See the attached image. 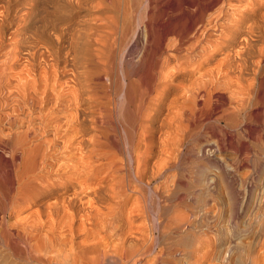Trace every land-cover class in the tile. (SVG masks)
<instances>
[{
  "label": "bare ground",
  "instance_id": "bare-ground-1",
  "mask_svg": "<svg viewBox=\"0 0 264 264\" xmlns=\"http://www.w3.org/2000/svg\"><path fill=\"white\" fill-rule=\"evenodd\" d=\"M141 1L136 30L146 38L128 70L129 50L110 65L115 54L111 50L109 58L108 45L91 42L92 33L106 26V11L117 9V0H0V99H6L0 100V186L10 193L0 204V244L16 264L122 263L115 252L129 243L153 252L151 231L133 235L128 225L124 229L114 221L134 195L131 208L148 220L143 221L146 230L169 226V206L167 219H159L164 215L160 200L156 210L147 207L148 216L143 214L146 199L153 206L151 199L161 195L162 184H152L165 177L173 146L186 131L205 117L208 122L222 116L216 105L212 113L202 112L223 78L221 70L226 75L244 68L252 46L264 45V0ZM253 89L264 91V84ZM110 104L124 111L123 125L131 128L127 132L121 126L122 141L110 131ZM216 140L227 150L234 142L226 132ZM216 146L211 151L217 152ZM143 189L144 207L138 196Z\"/></svg>",
  "mask_w": 264,
  "mask_h": 264
},
{
  "label": "rangeland",
  "instance_id": "rangeland-1",
  "mask_svg": "<svg viewBox=\"0 0 264 264\" xmlns=\"http://www.w3.org/2000/svg\"><path fill=\"white\" fill-rule=\"evenodd\" d=\"M117 2V9L119 12L117 9L114 11L112 9V11L109 10V14L106 11L108 19L111 16L112 19L110 18V20H113V22L110 21L109 23L108 19V21L105 20L106 26H104L108 28L104 27L102 29L103 32L102 30L100 32H93L92 35L94 37H91V42L95 45H108L107 48L109 49V58L115 54L114 57L110 59L111 61H109L110 65H112L113 62L116 64L121 52L124 50H129V54L125 59L130 58V60L127 59L126 61L128 62L127 64H129L126 66V68L128 67V70H130V62H135L137 58L135 54H139V49L141 48L140 46L144 45V38H146L144 37V31L136 30L137 21H140V17L142 15V8L140 5V3L142 4V1L120 0L119 2L117 0ZM80 17L82 19H84V17L85 19H89L92 16L80 15ZM80 17L79 19H81ZM135 32L139 34H136V38L133 36ZM96 33L98 36L100 35L99 38ZM93 38L97 40L99 39L101 42L99 41L97 43V41H95ZM167 39L168 42L172 43L171 41L174 40V37L169 36ZM252 47L253 48L251 49L253 51L251 49V51H248V57H243V60L246 58L248 59L244 63L246 67H244L245 70L243 66V71L242 68L239 69L236 67V70L239 69L238 71L242 72L241 75H239L240 72L237 74L236 70L234 71L236 74H233L234 72H228L225 75L223 74L225 73V71L223 72L225 69L221 70L222 73L220 72V74L223 76V78L220 77L218 82L219 84L217 85L218 87L213 89L212 93L210 94L212 96L209 95L211 99H206L209 100L208 104H210V106H208V110L206 108L208 104L206 101L204 102L206 103V106L204 104L202 112L205 113V111H207L208 113H205L207 115L210 114L209 112H213L211 110L215 105L216 107L220 108L219 110H221L223 113H220L222 116L219 118V120L213 121V119L209 118L208 120L210 121L207 122V119H205L206 117L201 119V124L197 127L195 126L196 129L194 127L189 129H195L194 131L191 130L188 133L189 136H187L188 134L186 135V133L189 131L188 130L173 146L175 149H172L171 151L172 158L170 156V164H172L169 165V169L164 174V176L167 177L166 179H170L166 181V179H164L165 177H162V181H159L161 180L160 178L158 179L157 183L152 184L156 185L159 183V186L162 184L160 187L161 189L159 188L160 192L158 196L160 193L161 195L158 198L151 199V204L153 206L149 205L150 201L148 198L146 199L148 195L144 189L139 192L140 195L138 194V196H140V198L138 197L140 201L144 199L142 201L144 204L143 206L141 204V206L144 207L148 204L146 207H144V211L147 209L145 213L143 211V214H145L146 217L149 214V208L147 207H151V209L153 207L156 210L157 205L154 204H156L155 202H157V200H160L157 202V204L160 205L161 208L163 207L162 211H160L161 215L164 210H168V208L170 209L168 210L170 217V223L168 222L169 228L164 226L165 228L163 227L161 231V226L159 227L158 225L159 230L156 229L157 231L152 229L149 231L146 230L148 225L144 222H147L148 220H143V222L142 219L136 215L137 210L135 208H131L132 203L130 200L133 202L134 199L132 200V197H134V195L130 196L129 200L122 208V218L116 220L117 222L114 221L113 223L114 225L115 223H118L124 229L128 225V232L130 231V233H133V235L137 234L138 230L147 231V234L151 231V236L153 237L149 240H156H154L155 244L154 241L152 243L151 241L149 242L154 249V251L151 252L152 254H147V251L142 250L143 248L140 251V248H138L139 245H133L129 243V246H127L126 250L122 251L124 255H122V252L120 253L119 250L117 251L118 255L117 252H115L117 259H119V261L122 260V263H118V260H115V262L113 261V263L111 259L105 260L104 264H264V103H262L264 101L261 102V100H264V97H262L264 96V91L261 90L255 92L256 90L253 89L257 88L259 82L262 83V85L264 84V45H253ZM259 49L261 50L258 51ZM110 52L112 55H110ZM221 54L225 53H219L213 60L217 59V57L223 56ZM212 61L208 63L210 66L207 64L206 67H211L215 62ZM235 75L237 77H242L243 75L244 79H246L243 80V77L242 79L239 77L241 80H237ZM188 78L190 77H187V79ZM221 79H225L224 82L225 86H227L226 88L224 87V84H221V82L224 83ZM231 79L236 80L232 81ZM229 81H231V83ZM238 81H240V83ZM234 83L235 85H238V88L233 86ZM232 87L235 88V90H233ZM173 92L169 94V98L173 96ZM252 92H254V97ZM114 95V93L112 94V92H110V98L112 97L111 100L113 101V105L110 104L109 108L111 105H117V98H115L116 96ZM255 96H260L258 97L259 99H261V97L263 98L260 100L261 103H259V100ZM229 97H231V99ZM0 100L4 101L6 99ZM237 101L240 102V105ZM242 101L243 103L245 102V104H243ZM220 103H222L224 106H221ZM115 107L110 108L111 110L113 109L112 111L109 109V113L111 111V117L108 115V122L110 121L109 124L111 123V129H109L110 131L115 132L114 134L116 138L118 136V141H122L124 140V136H122L123 133L120 131L123 129L121 126H125L124 129H129V131L131 128L130 126H127L128 124L123 125L125 124L124 111L121 109L119 112L118 109H114ZM231 108L234 109L230 110ZM204 109L206 110L204 111ZM225 109H227V111ZM223 110H225V114ZM5 111H7L6 108L2 111V114H4ZM115 111L117 113H115ZM228 111L231 113L228 114ZM118 112L120 113V116ZM227 114L229 116H227L228 118H225ZM248 115L252 117H249L248 119ZM119 117H122L123 119L120 120ZM110 118H112V122ZM117 125L120 129L117 128ZM129 131L127 130V132ZM224 132H226L233 139L231 141H234L231 143V146L228 150L225 148V144H221L224 142L220 143V140H216L219 139V137H221L222 133ZM156 134L157 133H155V135ZM215 144L218 145L216 147L221 152L218 149L217 152L211 151V149L213 150ZM221 145H223L224 149ZM230 149L232 152L229 151ZM118 156L121 155L118 154ZM242 158H245V160L241 161ZM233 167L236 168L234 169ZM167 182L169 185L167 184L166 186L165 183ZM163 185L167 189H162ZM8 191L9 190L7 187L2 185L0 186L1 205L7 201L6 199H8V194H10ZM145 194L146 197L144 198ZM145 199L147 200V204ZM1 201L3 202L1 203ZM1 208L0 212H2ZM163 214L165 216H159V219L162 221L164 219L165 221L167 219L166 216L168 213L165 211ZM111 240H115V238L113 237ZM1 245L2 244H0V264H16L9 256L8 249ZM135 247L139 250H136ZM111 255L114 256V253ZM152 258H154V260ZM150 259L151 261L149 262Z\"/></svg>",
  "mask_w": 264,
  "mask_h": 264
}]
</instances>
